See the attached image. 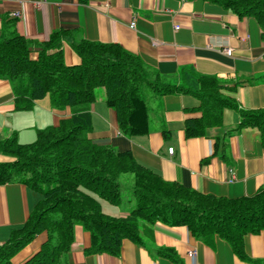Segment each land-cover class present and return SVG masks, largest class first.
Instances as JSON below:
<instances>
[{
    "label": "crops",
    "instance_id": "0c3cea01",
    "mask_svg": "<svg viewBox=\"0 0 264 264\" xmlns=\"http://www.w3.org/2000/svg\"><path fill=\"white\" fill-rule=\"evenodd\" d=\"M16 12L19 18L12 17ZM133 21L135 27L130 25ZM55 32L61 33L68 66L81 64L73 50L81 41L118 45L139 57L158 74L159 81L177 84L181 74L191 69L198 76L217 79L222 85L220 96L231 99L239 109L264 110V21L240 17L216 2L0 0V41L14 33L20 35L30 45L31 59L36 60L40 45L48 43ZM226 49L232 50L230 56ZM143 98L150 132L127 136L119 128L116 112L106 104L105 89L98 87L91 105L94 144L131 152L139 164L165 181L203 195L235 200L252 197L264 187V145L259 130L247 126L231 133L240 122L236 110L225 108L219 126L207 128L204 136L188 138L185 124L203 117L198 97L191 93L161 95L147 89ZM49 102L48 95L34 102L39 112L30 116L43 122L39 129L57 126L71 116L69 108L57 110ZM27 114L17 112L11 83L0 78V140L14 134L19 139ZM218 137L226 143L224 155L215 150ZM40 198L19 182L0 185V246L12 231L25 225ZM130 209H118V215L126 217ZM74 235L64 264H264V231L244 237L242 256L218 235L205 241L186 226L160 222L140 223V242L124 239L118 255L86 254L91 235L81 226ZM46 240V234L37 236L14 256L12 264L26 263ZM164 250L168 255L161 253ZM191 251L196 256H189Z\"/></svg>",
    "mask_w": 264,
    "mask_h": 264
},
{
    "label": "trees",
    "instance_id": "16d2710c",
    "mask_svg": "<svg viewBox=\"0 0 264 264\" xmlns=\"http://www.w3.org/2000/svg\"><path fill=\"white\" fill-rule=\"evenodd\" d=\"M209 1L240 17L264 21V0ZM73 50L81 58L78 66L65 64L60 32L40 45L36 60L31 59L30 45L20 35L14 33L0 41V78L12 85L15 109L30 110L36 100L48 95L53 108L71 112L59 125L38 130L33 143H19L16 134L0 140V154L11 157L0 162V185L19 182L41 196L25 225L12 231L0 246V264H12L14 256L41 234L47 240L24 264H64L74 242L75 224L91 235L86 254L118 255L124 239L140 242V223L160 222L186 226L205 241L218 235L242 256L244 237L264 231V187L252 197L231 200L167 182L139 164L131 152L94 144L91 105L95 90L103 87L121 132L147 135L150 126L143 87L161 95L191 93L202 101L203 117L185 124L188 138L204 136L207 128L219 126L222 111L232 108L240 122L230 132L257 128L263 145L264 110L239 109L231 99L220 96L222 85L217 79L198 76L191 69L181 74L177 84L159 81L158 74L139 57L118 45L81 41ZM225 145L218 137L216 152L224 155ZM125 175L132 176L135 206L126 217L104 213L102 202L122 203L120 180Z\"/></svg>",
    "mask_w": 264,
    "mask_h": 264
},
{
    "label": "rangeland",
    "instance_id": "374dc122",
    "mask_svg": "<svg viewBox=\"0 0 264 264\" xmlns=\"http://www.w3.org/2000/svg\"><path fill=\"white\" fill-rule=\"evenodd\" d=\"M147 88L143 87L141 96H144V93H146ZM50 103V102H49ZM51 105V104H50ZM52 107V105H51ZM38 108L39 106H33L30 110H17V112H22L23 114L28 113L26 116H23L22 122H24V125L21 127L20 133H18V136L20 138L18 139L19 143H33L37 139V131L40 130L39 128L44 127L43 122L40 121V119H37L36 116H30L33 112H39ZM53 108V107H52ZM28 117H31L30 120H28ZM51 124V123H50ZM33 133V135H32ZM11 160L10 156H6L3 154H0V162ZM121 182V188H122V203L119 206H110L109 204L102 202V211L106 214L118 216L120 210H125L128 208H133L135 206V202L132 200V176L131 175H125L120 180ZM113 212V213H112ZM80 224H75L74 226V232H76L77 228L80 227ZM82 227V226H81Z\"/></svg>",
    "mask_w": 264,
    "mask_h": 264
},
{
    "label": "built area",
    "instance_id": "2783aa9c",
    "mask_svg": "<svg viewBox=\"0 0 264 264\" xmlns=\"http://www.w3.org/2000/svg\"><path fill=\"white\" fill-rule=\"evenodd\" d=\"M180 1H185V0H180ZM12 17L13 18H19L20 17V14L19 13H13L12 14ZM131 27H135V21H133L131 24ZM178 27H176V29H177ZM225 52H226V54L228 55V56H230L231 54H232V50L231 49H226L225 50ZM169 153L170 154H173V149L172 148H170L169 150ZM189 256H196V251H191V252H189Z\"/></svg>",
    "mask_w": 264,
    "mask_h": 264
}]
</instances>
